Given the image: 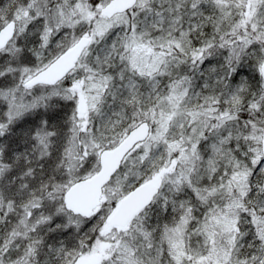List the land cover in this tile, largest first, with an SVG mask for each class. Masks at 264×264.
Masks as SVG:
<instances>
[{
    "label": "snow or ice",
    "instance_id": "obj_1",
    "mask_svg": "<svg viewBox=\"0 0 264 264\" xmlns=\"http://www.w3.org/2000/svg\"><path fill=\"white\" fill-rule=\"evenodd\" d=\"M0 264H264V0H0Z\"/></svg>",
    "mask_w": 264,
    "mask_h": 264
}]
</instances>
